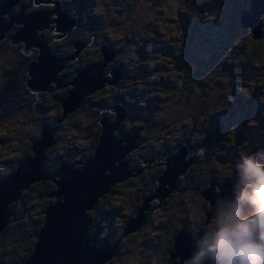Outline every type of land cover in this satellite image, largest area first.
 <instances>
[{
    "label": "trees",
    "instance_id": "obj_1",
    "mask_svg": "<svg viewBox=\"0 0 264 264\" xmlns=\"http://www.w3.org/2000/svg\"><path fill=\"white\" fill-rule=\"evenodd\" d=\"M4 1L6 2L7 0H0V2ZM36 1L19 0L17 4L9 9L4 18L7 21L13 19L22 8L21 3L27 5V9L24 10L26 14L33 12V10L41 12V6H50L49 4H51L44 2L38 6L39 4H36ZM80 1L82 2V0H68L69 6L66 7L67 9H61V11L66 13V17L70 21L68 25L72 26L70 29L57 31V23L54 22L50 24L49 30L46 27L38 29L36 34L39 41L43 44L47 43L50 54L55 59L65 58L69 61L66 65H63L62 70L66 75L63 76V83L60 88H58L55 82H51L48 85V89L41 93L40 91H32L28 86L30 65L38 61L40 51L30 47L28 49L23 41H14L15 35L21 27L16 22L12 23L9 30L5 32L4 37L0 39V57L3 56L4 50L9 52L10 48L16 49L23 57V77L19 83L23 86L24 90L26 89L29 92L27 93L29 94V99L26 103L29 113L27 120L35 119L33 114H36L37 108L40 109L44 105L42 103L45 102H47L48 107L55 111L54 124L57 123V119H61L65 115L66 119H72L82 116L84 110H89L91 113L90 126L93 127L94 132L92 133L91 144L86 149L84 158L81 159V162L79 161L80 165L94 155L95 147L102 134V120L105 119L110 123H118V130H115L113 133L116 139L127 137L133 130H138L139 139L137 140V144L139 146L129 151L123 158L127 166L136 170L135 174L137 175L136 177L131 176L112 185L110 191L98 199L94 209L87 212L86 216L89 220L92 236L108 240L110 231L115 230L113 228L110 229L107 225L96 223L94 220L98 219L102 209L106 208L105 205L112 200L113 193L117 192L118 184L139 183L136 198L133 199L134 211L141 210L145 199H149L148 209H145L143 212L148 219L153 218L155 214L160 212L164 204L175 206L177 203L185 202L193 204L194 201L200 204L201 220L199 223L189 219L188 213L184 214L178 227L172 230L173 234L168 242L169 248L163 251L162 259H159L158 262L156 258L150 260L151 264H167V259L170 257V247H172L174 241L182 231L189 233L194 240L200 231L205 232L208 229L209 222L214 221V218L208 220V213L211 212L213 206L205 197L209 187L212 185L211 183L219 182V180H215L217 176H214L212 172L215 171L216 167H227L229 171L224 179H229L234 173L233 166L235 162L230 157L228 158V156L224 155L225 150L223 148L227 145V142H229L230 148H244V146L241 143H237L238 147L234 145L240 136L238 135V131H230V126L226 129H221V126H219V129L217 127L214 128L219 132L218 136L214 135L217 133L215 130L211 131L209 126L211 125L213 128L215 125H220L218 124L220 118L218 119L217 117H221L224 122L228 120L225 117L228 116V113L225 115V111L222 109V106H224L222 102L225 101V96H233V98L235 96L236 104L244 109H247L253 103V97L259 92L255 86L256 84L252 83H257L254 74L256 73V80H260L264 76H261V74H264V32L260 37H257L250 32L249 28H244L241 25L242 15L250 7L251 0H128L126 5L125 1L121 0V5L116 7V11L112 15L102 13L89 14ZM92 1L97 3L100 0ZM99 9L101 8L99 7ZM10 13L13 14L10 16ZM262 23H264V14L261 17V30L263 31L264 26H262ZM218 25L225 31H228L230 35L227 34L225 38L221 37L219 41L215 39L213 41L214 35L207 36L205 35L206 33L201 31L202 27H205V29H208L207 33H209L212 31V26ZM170 26L176 31L173 34V38L175 39H172V44L176 46L180 41L181 45L177 49L167 50V52L154 49V40H159L158 42L161 44L163 42V40H160V37L157 38L156 36L157 34L161 36L160 28H170ZM234 26L237 27L234 28ZM238 28L241 30L242 35L240 34L237 40L239 39V44L244 48L243 50H241L242 47L232 48L235 41L231 36L235 34ZM245 33L248 35L246 38H242L243 35H246ZM190 43L194 44L198 53L186 58L184 48ZM105 44L116 51V56L113 60L108 61L103 68V78L107 81L95 92L87 94L80 107L65 114L62 100L67 96L69 89L72 87L70 81L77 77L84 69L90 67V65L104 63ZM206 44L208 45L206 46ZM113 45L116 47H113ZM88 49L94 51V59L83 58ZM142 49L147 51L145 52L146 54H139L142 52ZM143 54L144 57L141 59L139 55ZM128 59L137 61L134 66H128L126 63ZM257 65H259L261 70L263 69L259 75H257V70L255 69ZM116 68H120L123 72V78L118 81L117 85L109 83L112 79V71ZM139 70L146 72L145 75H149L150 72L152 76L153 74L155 75L151 79L149 90L156 102L154 106H156L158 111L163 110V108H173L174 112H178L179 109L176 107L181 103L182 107L180 111L182 116H185L183 118L198 122L202 131L209 130L208 136L204 135L205 137H200L199 143L195 142L192 150L190 149V144L180 142L170 151L171 153H168V155H173L178 149L186 146L189 148V152L194 155L197 154V157L193 163L189 164L184 174L182 173L177 176L178 191H173L163 201L155 198L154 193L159 183L158 180L164 175L166 169L164 164H160L166 161V156L159 154L160 158H158L157 154L152 153L153 150L150 146L147 147L141 143L150 139V133L153 132L150 126L156 120L141 116V113L146 112L147 106H150L148 103L142 101L140 104H136L135 102V96L139 91L138 86L141 81H135L136 79H133L132 76L139 73ZM161 76L169 81H165L164 84H168L170 87L157 85V79H160ZM251 77L254 79L253 81L249 79ZM201 78L206 79V90L214 89L216 90V95H212L209 99H206V92H198L199 86L197 81L201 80ZM194 79L195 82L193 81ZM126 93H129V96ZM117 106L126 109L124 119H118ZM34 109L36 112L33 111ZM132 109L133 111H131ZM9 116L8 114L7 117L5 116L0 119L13 123V119L9 118ZM17 118H14L15 123L17 122ZM213 119L217 120V122L215 121V125L211 123ZM254 122L257 123V120H254ZM18 123L19 126L23 127L20 122ZM41 124L43 123L41 122ZM44 127L41 128L40 125L38 127V134L31 137L30 145L24 151L25 157L31 158V153H33L32 147L33 145H37V140L41 138ZM54 139L56 141V138ZM55 141L49 150L55 148ZM209 143L213 145L207 147L206 145ZM196 145L197 147H195ZM219 146L223 148L218 149L217 147ZM189 155L185 157L186 162L191 159ZM23 158L14 161L11 173L17 171L19 162ZM54 162L56 165L55 170L62 167L59 160ZM71 166L77 168L76 165ZM44 168H46V165H44ZM2 180L3 178L0 179V184ZM28 187L29 191L23 189L20 192V197L10 205V208L13 211L15 207V212L20 213L21 207H18L19 204L24 201L27 194L35 192L36 197L39 200L42 199L44 203L40 212V218L33 230L37 231L43 226L45 211L55 203L49 197H47L48 199H45V197L53 193L56 184L51 180L47 182L46 180H41L32 182ZM218 190V187H216L214 192L217 194ZM192 204L188 211L192 208ZM113 205L115 207L113 211L112 209L109 212L107 210V214L111 216L118 212L116 207L118 205ZM134 215L135 213L128 216L129 221L133 219ZM184 218H188L189 223ZM10 219L11 221L15 220L11 217ZM126 223L121 228L120 234H123ZM9 225L0 232V239L2 238L6 245L14 244H12V248L7 246L0 248V264H24L26 259L32 254L36 238L34 237V233L11 235L8 232ZM142 228L144 227L128 232L130 234L125 237L132 240L137 237ZM159 233L164 232L161 231ZM97 245L98 243H95L94 246L97 247ZM121 245L122 243L119 245L118 253H121ZM151 250L149 251V255H151ZM112 261L113 259L105 264H110Z\"/></svg>",
    "mask_w": 264,
    "mask_h": 264
},
{
    "label": "rangeland",
    "instance_id": "obj_2",
    "mask_svg": "<svg viewBox=\"0 0 264 264\" xmlns=\"http://www.w3.org/2000/svg\"><path fill=\"white\" fill-rule=\"evenodd\" d=\"M68 1V0H67ZM89 1V0H88ZM86 0H82L81 3L84 2L85 9H87V13L89 14H114L116 11V7H119L121 5V0H100L97 3H94L93 1L89 2ZM125 1V5L128 3V0ZM130 1V0H129ZM56 6V5H53ZM123 6V3H122ZM99 7L101 9H99ZM52 9H55V7H52ZM38 13L39 11L33 10V12L30 13ZM116 14V13H115ZM64 17V16H62ZM113 17V16H112ZM37 19L39 18L36 17ZM55 20L58 18L56 15L53 16ZM45 20V18H43ZM69 20L65 21V19H61L62 27H67L69 25ZM156 23V22H155ZM43 22L35 25H42ZM264 26V23H262ZM71 25V24H70ZM35 27V26H34ZM212 31L207 33L208 29H205V27H202V32L206 33L207 36H213L214 39L219 41L221 37H226L227 34H229L228 31H225L220 25L218 26H212ZM237 26H234V28ZM263 28V27H262ZM252 29V28H251ZM250 32L254 33L252 30ZM264 32V28L262 33ZM160 34H157V38L160 37V40H163L162 44L158 41L154 40V49L161 51V52H167V50L171 49H177L179 45H181V42L179 41V44L174 46L172 44L173 34L176 33V31L173 29V27L170 26V28H160ZM242 35L241 30H238L231 36V38L235 41L232 48H240L242 47L241 44H239V39L237 40V37L239 35ZM246 34V33H245ZM230 35V34H229ZM248 34L243 35L242 38H246ZM167 39V40H166ZM37 40L33 39L31 40V44H34ZM160 43V44H159ZM175 43V41H173ZM208 44H206L207 46ZM113 47H116L113 45ZM210 47V46H208ZM30 48H35L40 51V49L37 46H30ZM11 50L8 52L6 50L3 51L2 55L0 57V118L7 117L8 114L10 115L9 118L13 119V123L11 122H5L0 119V179H5L8 177L12 172V166L15 160L25 157L24 151L28 145H30V139L32 136H36L38 134V127L41 125L42 127H50L54 129V135L53 138H56V144L55 148L52 150H49L50 147L46 148L43 151L44 154V161L46 168H44L43 174H54L57 170L56 165L54 164V161H60L61 164L68 163L70 165H76L77 168H81L82 165H80L79 161L81 162V159L84 158V154L86 153V149L88 148L89 144H91V137L93 136V127L90 125V119H91V113L89 110H84L82 113V116L74 117L72 119H57L60 122H57L54 124V117H55V111L52 110L50 107L47 106V102L42 103L44 105L41 106L40 109L37 108V112L35 109L33 111L36 112V114H33L35 116V119L33 120H27L28 118V109L26 108V103L29 99V93L26 89L24 90L23 86L19 83L20 79L23 77V69H24V60L22 55L13 48H10ZM29 49V48H28ZM244 48L242 47L241 50ZM142 52L139 54H146V50L142 49ZM185 57L189 58L198 53L196 50V47L194 44L190 43L184 48ZM129 54V53H128ZM143 55H139V57L142 59L144 57ZM41 55V52L39 53V56ZM95 57V53L92 49H88L87 53L85 52L83 58H93ZM49 59V58H48ZM54 60V59H53ZM136 60V59H135ZM137 61V60H136ZM136 61L134 60H127V65L134 66ZM182 61V60H181ZM54 62V61H53ZM69 61H65V65ZM55 68L59 67L58 61H55ZM153 66V65H152ZM257 70V75L261 74L262 70L257 65L255 67ZM139 73L133 74V79H136L135 81H141L138 86V92L135 96V102L136 104H140L142 101L148 103L150 106H147V110L145 113H141V116L148 117L149 119L156 120L154 124L150 126V129L153 131L151 132L150 139L146 141H142L141 143L144 146H150L153 150V154H157V157L159 158V154L168 155L167 152L172 150L176 144L178 143H188L191 146V150L193 149V144L199 143L200 137H205L209 130L206 129L205 131H202L200 129L198 122L189 121L188 118H183L185 116H182L181 114V103L177 105L178 112H174L173 108H163V110L158 111L156 109V102L154 101V98L151 94V91L149 90V85L151 83V79L155 77V75L150 72L149 75H145L146 72L139 70ZM159 73V71H158ZM157 73V74H158ZM256 74V73H255ZM254 74V78L256 82H252L253 84H256L255 86L258 89V93L253 97L254 101L250 104V106L247 109H244L242 107H239L236 104L235 96H225V101L222 102V109L225 111V116L228 120L225 122L221 119V117H217L219 119L220 125L216 126L215 121L217 120L213 119L211 123L215 125L213 128L211 125L209 126V129L214 131L217 127L219 129V126H221V129L228 128V126L231 127L230 131H238V135L240 138L236 142V145L238 147L237 143H241L244 148H230L229 142H227V145L223 148L222 146L217 147L220 149L221 147L223 150H225L226 157H230L234 162L237 161V157H239L242 153L245 151H253L258 153H264V74H261L262 78L259 80H256V75ZM66 74L63 73V70H59L57 72V79L58 82L63 83V76ZM146 77V79H145ZM52 78V76H49V79ZM194 78V77H193ZM198 78V77H197ZM251 81L254 79L251 77L249 78ZM131 81V80H130ZM167 81V79H164V77H160V79H157V85H161L162 87H170L168 84H164V82ZM195 82V79L193 80ZM71 82V81H70ZM132 82V81H131ZM155 83V82H154ZM199 89L198 92L203 93L206 92L207 98L209 99L212 95H216V90H206V79L201 78V80L197 81ZM64 85V84H63ZM41 86H43L41 83L35 84V91H37ZM225 86V84H224ZM72 89V88H71ZM41 93L45 91H40ZM126 92V91H124ZM132 94V92H131ZM127 96H129V93H126ZM177 96V95H176ZM131 97V96H130ZM134 98V97H133ZM132 98V100H134ZM233 104V105H231ZM134 109V108H133ZM133 109L131 111H133ZM130 111V113H132ZM85 113V114H84ZM139 113V111H138ZM176 114V115H175ZM134 115V113H133ZM139 116V114H138ZM17 118V122L15 123L14 118ZM214 117V116H213ZM38 119V120H37ZM254 120H257V123L254 122ZM37 121V122H35ZM18 122L23 125V127L19 126ZM41 122L43 124H41ZM235 125L237 126L235 128ZM233 131V132H234ZM217 134H214L215 136H218V131L215 130ZM200 133V135H198ZM201 134H203L201 136ZM205 135V136H204ZM55 136V137H54ZM199 136V137H198ZM208 136V135H207ZM183 137V138H182ZM55 140V139H54ZM214 140V139H212ZM211 140V141H212ZM38 141V140H37ZM210 142V141H209ZM214 144V142H213ZM212 143L207 144V147H211L213 145ZM123 145L125 146V143L123 142ZM195 145V144H194ZM197 147V145L195 146ZM137 148V147H136ZM134 150V149H133ZM132 151V150H131ZM171 153V152H170ZM190 154V155H189ZM189 157H192L194 154L189 152ZM156 156V155H155ZM154 156V157H155ZM31 158H34V154L31 153ZM162 161V160H161ZM160 161V162H161ZM43 162V161H42ZM125 162V161H123ZM117 165V163H115ZM128 171H130L132 174H135V169L130 168L128 166ZM227 167H216L215 171L212 172V174L217 176L219 178V182H222L224 179H221V177H226L228 173ZM55 180H58V177L54 178ZM41 181V180H38ZM37 181V182H38ZM49 180H46V182ZM54 183V182H53ZM139 184V183H138ZM138 184H128V185H117V192H114L112 195V200L105 205L106 208L102 209V212L100 216H98V219L96 218V223H101L102 225H107L110 229L113 228L115 230L110 231L108 234V240H102L101 238H96L94 236H91L92 238H96V241L98 243V248H108L107 246L103 245L104 242L110 243L112 246H114L117 242L122 243L121 245V253H119L117 256L113 258V261L110 264H151L150 260L152 258H156V261L158 262L159 259H162V253L165 251L166 248H169L168 242L170 240V237L172 236V230H174L176 227H178L180 220L184 214H189V219L193 220L194 222L199 223L201 220V211H200V204L197 201H194L192 203H177L175 206H172L171 204H164V207L160 209V212L155 214L153 218H146L147 225H144L142 230L137 234V237L133 238L132 240L127 239V237L122 236L120 234L121 228L125 225L126 222H129L128 216L135 213L133 220L135 221L138 217L134 210V201L133 199L136 198L137 190L139 189ZM214 184V183H213ZM30 185V184H29ZM168 187V186H167ZM27 187V191H29ZM211 187H209L210 189ZM231 189L228 188L227 190V197L229 198L231 196ZM57 190V186L54 189L53 192ZM219 191V190H218ZM219 195L220 192H217ZM213 197V196H211ZM62 199V197H50L49 199H52L54 202L57 200ZM37 199V201H36ZM45 199H48L45 197ZM133 201V202H132ZM23 204V205H22ZM25 204V205H24ZM117 204V213L114 215L107 214V210L112 209L114 210V205ZM193 205L192 208L188 211L190 205ZM44 206L43 200H39L36 197V193L32 192L27 194L25 196V199L22 203L19 204L18 207H21L20 213L15 212V207L9 208L11 209V214L9 217L14 218L15 220H12L9 225L8 232L9 234H22V233H35L34 228L37 224V221L40 218V212L42 210V207ZM187 210V212H185ZM185 220H188L187 223H189L188 218H184ZM214 222V221H213ZM213 222L208 223V229L212 227ZM207 229V230H208ZM205 230V231H207ZM164 233H159V232ZM110 240V241H109ZM14 244V243H12ZM6 245L2 238L0 239V248L3 247H11L13 245ZM171 248V247H170ZM152 249V250H151ZM151 250V255H149V251ZM150 256V257H149ZM166 259V258H165ZM170 257L167 259V264H171ZM179 261V259H177ZM179 263V262H178ZM156 264V263H154Z\"/></svg>",
    "mask_w": 264,
    "mask_h": 264
},
{
    "label": "water",
    "instance_id": "obj_3",
    "mask_svg": "<svg viewBox=\"0 0 264 264\" xmlns=\"http://www.w3.org/2000/svg\"><path fill=\"white\" fill-rule=\"evenodd\" d=\"M18 1L0 2V39L4 37L5 32L9 30L13 22L21 25L14 41H23L27 48L31 45L37 46L41 52L38 61L30 65L28 86L32 91H35V84L41 83L43 86L37 91H46L49 83L55 82L60 88L62 83L58 82L57 72L63 69L67 59H55L50 54L47 43L43 44L36 35L38 29H41V25H35V23L44 22L43 18L46 19L48 15L44 12L26 14L24 7L21 6L22 8L18 14L7 21L4 16ZM39 3H44V1L37 0L36 4ZM60 9L59 3H56L54 11V14L58 17L55 20V23H57L56 30L66 31L72 26L62 27L61 19H65V21L68 19L66 13ZM263 14L264 0H251L250 7L242 15L241 25L252 30L255 36L260 37ZM33 39L37 41L31 44ZM104 49V63L90 65L70 82L72 89H69L67 96L62 100L65 114L80 107L87 94L95 92L107 81L103 78V68L108 61L113 60L116 51L107 44L104 45ZM55 61H58L59 64L56 69H54ZM49 76H52V78L49 79ZM121 78H123V72L120 68H116L112 71V79L109 83L117 85ZM116 112L119 115V120L125 118V108L117 106ZM57 122H60V120ZM101 124L102 134L95 147L94 155L88 158L81 168H74L70 164L64 163L54 174H43L45 171L43 151L55 141L53 138L54 129L44 127L37 145L32 147L34 158L24 157L20 160L17 171L2 180L0 184V232L11 222L9 205L15 202L20 197V192L32 182L38 180L53 181L57 186V190L46 197H62L63 199L59 198L60 200H57L45 211L43 226L34 234L36 238L34 249L24 264H105L119 254V242L114 246L104 242L103 245L108 248L94 246L97 241L96 238L90 237L89 220L86 214L94 209L98 199L107 194L112 185L131 176L136 177L137 174L128 171L127 163L123 162V158L129 151L139 146L137 144L139 136L138 130H133L127 137L116 139L113 133L118 130V123H110L104 119ZM188 154L189 148L183 146L175 154L167 155L166 161L160 163L164 164L166 169L164 175L159 178L154 193V197L159 201H163L173 191H178L177 176L184 174L189 164L193 163L197 157V154L193 155L186 162L185 157ZM55 177L59 179L55 180ZM234 180L235 175L233 173L229 179L211 183V188L207 191L205 197L211 202L212 206H214L217 199L228 198L227 190L232 186ZM216 187L219 189V195L214 192ZM148 200L145 199L144 206L136 213L138 216L136 220L132 219L126 223L122 236L130 234L128 232L139 229L147 223V217L143 212L148 209ZM212 218H214V208L208 213V220ZM88 233L90 236L87 237L86 234ZM202 233L203 231H200L193 240L189 233L182 231L169 250L171 258L169 263L183 264V261L194 251L195 242Z\"/></svg>",
    "mask_w": 264,
    "mask_h": 264
},
{
    "label": "clouds",
    "instance_id": "obj_4",
    "mask_svg": "<svg viewBox=\"0 0 264 264\" xmlns=\"http://www.w3.org/2000/svg\"><path fill=\"white\" fill-rule=\"evenodd\" d=\"M233 171L231 196L217 199L212 227L183 264H264V153L245 151Z\"/></svg>",
    "mask_w": 264,
    "mask_h": 264
},
{
    "label": "flooded vegetation",
    "instance_id": "obj_5",
    "mask_svg": "<svg viewBox=\"0 0 264 264\" xmlns=\"http://www.w3.org/2000/svg\"><path fill=\"white\" fill-rule=\"evenodd\" d=\"M44 2H48V3H51V4H49L50 6H47V5H45V6H41L42 8L40 9V10H42L41 12H44V13H46L47 15H48V17L44 20V24H42L41 25V29H43V28H47V30H49L50 29V24H53L54 22H55V18H53V15L55 16V10L54 9H52V7H53V5H56V3H59V5H60V8L61 9H67L66 7H68L69 5H68V3H67V1L66 0H43ZM86 0H84V2H85ZM88 1V0H87ZM92 0H89L88 1V3L89 2H91ZM84 2L83 3H81L82 5H84ZM21 5L24 7V9L26 10L27 9V5H23L22 3H21ZM38 6H40V3H39V5ZM86 6V4L84 5V7ZM50 7V8H49ZM55 7V6H54ZM60 9V10H61ZM52 10V11H51ZM14 13V12H13ZM13 13H10V16L13 14ZM9 16V17H10ZM54 31V30H53ZM56 31V30H55ZM30 49V48H29ZM31 51V50H30ZM171 151V150H170ZM169 151V152H170ZM169 152H167V153H169ZM163 156H167V155H164L163 154ZM162 155H161V157H163ZM160 158V157H159ZM237 160L239 159V157H237L236 158ZM219 178H217V179H215V180H218ZM224 179V178H223Z\"/></svg>",
    "mask_w": 264,
    "mask_h": 264
},
{
    "label": "bare ground",
    "instance_id": "obj_6",
    "mask_svg": "<svg viewBox=\"0 0 264 264\" xmlns=\"http://www.w3.org/2000/svg\"><path fill=\"white\" fill-rule=\"evenodd\" d=\"M84 163V162H83ZM82 165V164H81ZM35 234V233H34Z\"/></svg>",
    "mask_w": 264,
    "mask_h": 264
}]
</instances>
